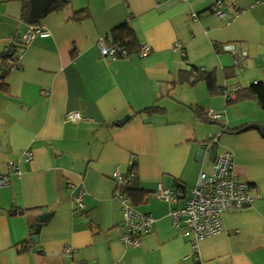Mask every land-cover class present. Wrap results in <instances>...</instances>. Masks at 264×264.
Here are the masks:
<instances>
[{
  "label": "crops",
  "instance_id": "1",
  "mask_svg": "<svg viewBox=\"0 0 264 264\" xmlns=\"http://www.w3.org/2000/svg\"><path fill=\"white\" fill-rule=\"evenodd\" d=\"M215 1L63 0L37 26L50 35L24 46L22 3L0 0V173L9 182L0 187V264H264V136L249 127L264 129V111L242 99L254 82L264 88V0H224L226 18L239 11L228 24L211 10ZM125 23L150 53L102 58L98 40ZM228 45L246 53L237 67ZM196 74L211 75L223 92L241 88L240 98L210 94ZM151 107L158 110L145 112ZM209 109L221 118L208 119ZM69 112L81 119L66 121ZM212 145L231 155L254 200L223 213L222 231L193 254L170 213L211 169ZM115 170L134 174L124 193L155 220L138 246L120 240ZM158 184L180 191L177 202L160 200ZM80 190L82 209L73 202ZM44 209L31 234L29 221Z\"/></svg>",
  "mask_w": 264,
  "mask_h": 264
},
{
  "label": "built area",
  "instance_id": "2",
  "mask_svg": "<svg viewBox=\"0 0 264 264\" xmlns=\"http://www.w3.org/2000/svg\"><path fill=\"white\" fill-rule=\"evenodd\" d=\"M224 0H216L211 10L228 24L233 18L237 17L239 11H235L230 18H226L223 9ZM196 17L197 15H193ZM50 34L46 29L40 27H28L21 35V44L28 45L34 38H45ZM97 47L102 58L118 60L129 57L126 50L118 44L107 43L105 37L97 42ZM180 45L176 50L181 51ZM225 51L233 56L234 66H238L239 61L246 57V53L239 52L232 45L225 47ZM150 53L147 45H140L137 56L144 58ZM257 82H254L256 84ZM239 87H233L223 92L226 100L235 99V93ZM66 121L77 122L81 119L77 112H69L64 116ZM207 118L218 120L221 115L213 109L207 111ZM214 144L216 138L209 140ZM26 161H30L32 156L28 151L25 152ZM132 165V161L130 163ZM7 169L9 172L20 174V168L16 162H8ZM112 178L116 184L115 201L121 206L123 211V223L121 226L120 240L125 246H138L139 239L148 235L153 230L155 220L151 215L142 214L134 209L129 203L124 193L125 187L131 183L134 174L129 172L121 174L118 170L112 173ZM8 179L0 173V187L8 185ZM123 189V190H122ZM192 195L182 208H177L170 213V218L174 227L181 229L182 235L189 239L192 245L193 254L196 253L197 243L205 238L211 237L222 231L221 216L228 211L241 210L248 207L254 198L248 193V185L238 180L233 171L232 157L229 153H220L216 155L212 167L208 172L198 174L195 185L192 187ZM155 195L165 202L176 203L181 195L176 189L164 188L158 184L155 189ZM83 192L80 190L73 197V202L79 209L83 208ZM72 248L66 246L65 254H71ZM82 264V263H76ZM198 264H203L199 262Z\"/></svg>",
  "mask_w": 264,
  "mask_h": 264
},
{
  "label": "trees",
  "instance_id": "3",
  "mask_svg": "<svg viewBox=\"0 0 264 264\" xmlns=\"http://www.w3.org/2000/svg\"><path fill=\"white\" fill-rule=\"evenodd\" d=\"M22 3V11H21V19L24 23H26L29 27H35L38 26L39 22L41 19H43L46 15L58 12L62 6L63 0H55L53 4L49 7L47 12H45L42 15H39L33 19L29 17V10H30V1L31 0H18ZM107 43L109 44H118L119 46L123 47L128 56H130L132 53H137L140 44L138 43V40L136 38L135 33L133 30L129 27L128 24H122L117 26L116 28L112 29L110 33L105 37ZM13 65H11L10 68H12ZM237 67V66H234ZM233 69V68H232ZM233 70L230 71V74L232 73ZM229 74V75H230ZM197 75V80H203L205 81L207 88L210 92V94L216 95V94H221L223 93V90H219L214 82V78L210 75H203V74H196ZM230 77V76H229ZM232 78V76L230 77ZM2 79V78H1ZM5 86L1 83L0 84V90L4 88ZM237 87V86H234ZM233 88V87H232ZM241 91V88H239L235 95L236 99L240 98L237 95ZM247 98H253L257 101L258 105L260 108L264 111V88L261 84H254L252 85L251 88L247 90V93L242 96V99H247ZM230 102V101H229ZM158 109L156 107H151L148 109H145V112L152 113L157 111ZM32 222L31 220L29 221V226L31 229V234L33 233L32 230L34 229L35 225L40 221L38 218L34 217Z\"/></svg>",
  "mask_w": 264,
  "mask_h": 264
},
{
  "label": "water",
  "instance_id": "4",
  "mask_svg": "<svg viewBox=\"0 0 264 264\" xmlns=\"http://www.w3.org/2000/svg\"><path fill=\"white\" fill-rule=\"evenodd\" d=\"M55 0H31L30 1V10H29V17L31 19L44 14L45 12H47V10L49 9V7L52 5V3ZM14 51H12V53L9 54H5V56L10 57L13 54ZM129 119V115H126L124 117H122V119H120L116 125H120L125 123L127 120ZM249 127H254L256 129H258L261 133L262 136H264V129L261 125H257V124H252L249 125ZM207 146V145H206ZM211 147V151H212V156L215 158L216 154L214 151V146H210ZM205 150V147H201L200 150L198 151V158L200 159L201 155L203 154ZM199 159H197L199 161ZM214 160V159H213ZM48 213L46 211V209L43 210L42 214L38 216L39 220H44L45 218H47ZM40 228V223L36 224L34 227V233L37 234L38 230ZM31 241H37V236H33L31 238Z\"/></svg>",
  "mask_w": 264,
  "mask_h": 264
}]
</instances>
